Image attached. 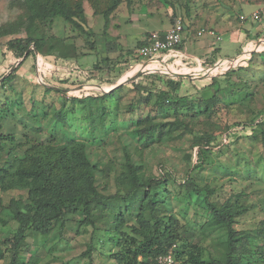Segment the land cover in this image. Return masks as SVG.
Returning a JSON list of instances; mask_svg holds the SVG:
<instances>
[{
	"label": "rangeland",
	"instance_id": "1",
	"mask_svg": "<svg viewBox=\"0 0 264 264\" xmlns=\"http://www.w3.org/2000/svg\"><path fill=\"white\" fill-rule=\"evenodd\" d=\"M147 2L161 8L154 14L155 17H142L138 24L129 21L126 16L118 19L112 17L105 27L103 16L94 14L89 2L84 0L86 21L82 24L84 31H81L59 17L54 18L49 26L37 22L29 28H26L27 25L20 28L19 24L23 20L20 0H0V28L3 27L8 32L0 36V54L2 58L6 55L4 61L8 60L7 66L14 62L13 70L22 60L18 58L13 61V54L2 51L6 50L4 46L12 38L44 39L43 49L48 51L53 48L54 56L58 57L55 63L49 62L43 66L40 55H35L36 59L30 55L32 71L36 70L39 78L35 76L34 83L27 86H23V83L18 85L6 82L7 90L0 89V92H7L8 96L0 104V112L17 119L19 116L24 117L25 107L29 109L33 106L38 114L33 121L28 119L34 129L20 126L16 128L19 132L14 129L16 134H12L18 137L15 142H23L25 138L45 142L51 132H55L57 138L63 134L86 138L91 161H98L101 171L103 170L97 172V184L105 196L112 195L117 190L115 175L122 169L126 147L131 153V161L141 165L145 177L164 180L151 190L155 215L166 217L174 214L186 233H195L189 239L198 241L202 247L201 257L205 260L221 257L227 231L224 228L202 229L210 215L203 203L204 192L190 194L183 182L189 177L198 187L209 186L213 190L211 200H230V203L243 209L241 214L234 217L233 224L238 236L248 237L247 248L240 255V264H264V124H259L260 120L264 121L258 116L264 109V46L259 51L249 52L240 65L228 69L222 67L212 70L215 67L212 65L208 66L212 67L211 72H194L195 68L190 67V64L171 66L169 63L165 68L161 67V72L141 77L139 83L126 82L125 79L130 77L125 76L135 74L140 71V67L136 65L137 62L126 61L121 52L120 55L111 54L110 58H105L106 40L113 38L111 41H117L121 51L130 52L133 47H137V41L141 38L140 31L163 27L168 23L166 10L168 13L171 10L181 14L184 11L190 13L192 7L200 9L203 4L205 10L213 0H122L120 11L125 6L137 8L148 5ZM239 9L237 7L235 11ZM236 16L239 18V14L236 13ZM175 18L173 16L171 21H175ZM117 22L119 26H116ZM122 32L127 34L126 39L116 40V35ZM170 70L194 74L193 79L173 78L179 81L175 93L188 97L190 108L179 106L175 112L173 107L159 108L155 103V90L160 86L165 88L167 78L171 77L165 73L171 72ZM203 73L205 80L194 83L199 79L196 77ZM119 79L121 87L103 101V105L109 110L105 116L107 136L91 140L90 132H86V111L80 109L78 103H73L71 98L85 97V92L90 95H99L103 90L108 92L112 86L119 84ZM213 79L219 81L220 87L204 89ZM137 85L142 88H136ZM78 86L80 87L75 89ZM53 87L65 89L66 92ZM81 88L85 92H76ZM150 90L152 95L145 100ZM207 101H214L211 112L202 113ZM142 117L147 119L140 122L138 127L146 128L149 125L151 137H141L134 132L135 122ZM242 122L251 123L252 132L228 135L225 143L224 135ZM4 129L9 131L6 125ZM95 133L99 135L101 131ZM208 134L218 137L217 143L212 145L215 152L201 168L193 169L197 158L195 143L201 141L200 136ZM8 147L7 144L0 159V167L9 158ZM22 151V148H17L14 154L21 155ZM25 196V191L0 190V242L11 238L18 226L8 210L10 199L23 197L25 200ZM142 196L143 192L139 191L130 195L127 200L103 199L102 203L91 209V224L83 223L84 214L81 211L66 212L63 229L54 228L46 234L36 231L28 233L25 245L15 258L16 263L115 264L112 254L118 247L113 244L117 237L114 217L117 213H124L127 226L123 230L128 231V225L135 222L139 213ZM145 215L150 216L148 210ZM185 236L182 232L178 247L183 246ZM89 245L92 247L91 259L83 254ZM1 248L5 256L0 259V264H11L12 254L6 251L8 244ZM184 256L187 258V254ZM176 259L177 264H187Z\"/></svg>",
	"mask_w": 264,
	"mask_h": 264
},
{
	"label": "trees",
	"instance_id": "2",
	"mask_svg": "<svg viewBox=\"0 0 264 264\" xmlns=\"http://www.w3.org/2000/svg\"><path fill=\"white\" fill-rule=\"evenodd\" d=\"M83 1L20 0L23 10V20L19 24L20 28L23 26L25 28L26 25V28H29L37 22L49 26L54 18L59 17L66 23H71L84 31L82 24L86 21V14ZM87 1L94 14L103 16L105 27L122 2V0ZM3 29V27L0 28V36L8 33ZM111 40L113 38L105 41V58H110L111 54L116 56L121 52L126 61H141L140 58L134 55V47L130 52L125 53L121 51L122 48L118 46L116 40V42ZM44 41V39L33 37L12 38L7 41L4 47L6 51L14 55L15 60L22 57L25 60L30 55L35 58V49L43 58L44 64L55 63L58 61V57L54 56L53 48L48 51L43 49ZM143 44H145V38L138 41L136 46L140 47ZM92 49H94V46H92ZM16 69L17 67L4 77L3 81L13 78ZM145 75L138 77L133 83H139L141 77ZM178 83L179 81L168 77L165 88L160 86L155 90V103L159 108L173 107L175 112L179 106L190 108L188 97L175 93ZM212 86L220 87L219 81L213 79L204 89ZM120 87L121 85L107 93L99 92V95H90L82 91L85 92V97L71 98L73 103H78L80 109L86 111V132H90L91 140L99 139V137L102 139L107 136L105 116L109 110L103 105V101L109 99L106 97L112 95ZM136 88L141 89L142 86L137 85ZM151 95L152 91L150 90L144 99L147 100ZM206 103L207 106L202 113H210L214 101H207ZM258 116L264 121V109L259 112ZM146 117L139 118L133 127L134 132L141 137H151L149 125L146 128L138 127L140 122L147 119ZM96 121L97 125L95 124ZM259 124H264V122L260 120ZM252 127L249 122L237 123L224 135V142H227L228 135L233 136L252 132ZM99 131H101L99 135L95 133ZM200 138L201 141L204 140V143H201V141L195 143L197 158L193 169L201 168L208 161V157L215 152L212 145L217 143L218 140V137L213 134L202 135ZM7 144L9 145L7 150L9 158L0 167V190L25 191L26 196L25 200L23 197H19L17 199L11 198L9 201L8 210L18 226L11 238L0 242V259L5 256L1 246L8 244L6 251L12 254L11 264H17L15 258L25 245V238L28 233L36 231L46 234L54 228L63 229L66 212L81 211L84 214L83 223L91 224V209L94 205L102 203L103 199L127 200L130 195L142 191L143 196L139 201V213L135 217V222L128 225V231L123 230V227L127 226L124 213H117L114 217V230L117 237L113 240V244L118 247L117 251L112 254L115 264H155L156 258L170 249L174 253L175 260L178 258L187 264H240V255L247 248L248 237L238 236V231L233 224L234 217L241 214L243 209L230 203V200H211L213 190L209 186L198 187L193 179L189 177H186L183 182L186 191L190 194L204 192L203 203L209 210L210 215L203 224L202 229L218 230L224 228L227 231V239L223 243L221 257L205 260L201 257L202 247L198 241L193 242L189 239L194 236V232L186 233L174 214L166 217L155 215L154 195L151 194V190L164 180L145 177L142 174L141 165L131 161V153L126 147L124 148V162L121 164L122 169L115 175L117 190L114 194L105 196L97 184V172H103V170L101 171L98 161L95 163L91 161L88 153L89 143L86 138H76L71 134H63L60 138H57L56 133L51 132L45 142L27 138L23 142H15L14 135L1 132L0 123V159ZM17 148L23 149L21 155L14 154ZM147 210L150 213L149 217L145 215ZM182 232L186 235L185 242H182L183 246L178 247L177 243L182 238ZM182 247H184V250H182ZM262 247L264 249V244ZM91 251L92 247L89 245L83 254L88 255L91 259ZM185 254H187V258H185Z\"/></svg>",
	"mask_w": 264,
	"mask_h": 264
},
{
	"label": "crops",
	"instance_id": "3",
	"mask_svg": "<svg viewBox=\"0 0 264 264\" xmlns=\"http://www.w3.org/2000/svg\"><path fill=\"white\" fill-rule=\"evenodd\" d=\"M237 1L240 2L234 3L230 0H213L212 4L209 5V7L206 8L205 10H204L205 5L203 4V6L200 9L199 7L195 8L194 6L192 7L193 9H190V13L184 11L183 14H181V12L175 13L172 10L171 13H168L166 10L165 16L167 17L166 20L168 19V23L163 27H158L155 29L152 28L147 30L145 29L140 31L141 38L138 41H142L145 38L146 33L150 30L165 31L176 20H181L182 23L184 21L183 23L184 31L182 34V42L178 47V51H179L177 54L178 56H171L168 59H166L165 62L160 61L159 59L160 55H158L157 58L153 60L148 59L139 62L135 61L137 62L136 65H139L140 71L136 70L137 72L135 74L132 73L125 77L126 78L136 77L134 79L136 80L138 77L145 74L149 75L155 72H161L160 71L161 67L165 68V66L169 65V63L171 64V66L190 64V67L192 66L193 68H195L193 69L194 72H199L203 70H207L208 72H211L212 67H208V66L213 65L216 67V65L219 64L222 60H229L231 62L232 61L234 62V60L238 58V56H240L242 53L247 55L249 52H254L256 50L259 51L264 46V41L261 42V40H264V11L261 12V18L259 20L257 21L247 20L245 22H240L238 16H236V13L237 15L250 14L251 12L258 10L261 7L262 2H251V1H242V0H237ZM147 3L148 5H140V7L137 8L125 6L126 8H124V10L121 9V11L119 6V8H117V10L112 14L111 18L117 17L116 19H118V17L120 16H126L129 19V21L135 22V24H138V22H140L142 17L151 16L150 18H153V16L155 17L156 13H158V11L161 8L154 6L153 4H151L152 2H147ZM145 6L146 9H144ZM237 7L240 9L236 12L235 8ZM173 16H175L176 18L175 21L172 22L171 19L173 18ZM162 23H164V21H162ZM116 26H119L118 22ZM201 28L213 29L215 31V34L219 35L221 39L216 40L215 36L209 34H205L201 36L197 35V31ZM116 36H117L116 40L124 41L126 39L127 34L125 32H122L120 34H117ZM119 44L123 46L120 42ZM126 46L130 47L131 45H126ZM2 51L5 52L6 50H2ZM4 58H2L0 54V89L2 91H4V89L7 90L6 82H11L13 84H18V85L23 83L22 84L23 86H27L28 84L31 85L32 83H34V77L38 76V73L35 69H34L35 71H32L33 62L30 59V56L27 57L25 60L22 59L23 61L21 63L20 60L19 61L20 64L19 63L16 64L15 68L17 67V69L14 72L13 78L3 81L4 77H6L9 73H11L14 63L12 62L11 66H7L6 63L8 60L4 61ZM13 61L16 60L13 59ZM229 61H227V63H229ZM141 65L144 66L143 70ZM215 67L212 70H216ZM230 67H234V66L231 65ZM175 71L176 70L171 72H166L165 74L170 75L171 76L170 78H174V77L183 78L181 76H176V74H188L189 75L188 77L190 79H193L192 76L194 74L193 73L190 74L191 72L189 71L187 73H178ZM196 78L199 79L197 81H194V83H197L199 81H204L205 74L203 73L201 76H198ZM126 80L128 79H125V81ZM133 81H131V83H133ZM117 83L122 84V82H120V79L117 81ZM81 91H83L82 88L78 89L76 92H81ZM12 93L16 95H20L17 92H12ZM7 96H8L7 92L4 93L0 92V104H2L5 101ZM25 108H26L25 111L26 113L24 112V117L19 116V118L17 119H12L7 114L4 113L1 114L0 112V123H1L2 133L4 134L15 133L14 129L18 128L19 126L21 128L34 129L32 128L33 124L30 123V120L33 121V119L36 118L38 114L34 111L35 109L33 108V106L31 108L29 107V109L27 107ZM5 125L9 131H6V129H4ZM19 131H20L19 129H16V132ZM22 135L24 136V134ZM15 138L18 139V137ZM18 142H20V140Z\"/></svg>",
	"mask_w": 264,
	"mask_h": 264
},
{
	"label": "built area",
	"instance_id": "4",
	"mask_svg": "<svg viewBox=\"0 0 264 264\" xmlns=\"http://www.w3.org/2000/svg\"><path fill=\"white\" fill-rule=\"evenodd\" d=\"M264 11V2H262L261 7L251 12L250 14L239 15L240 22H245L247 20L257 21L261 18V12ZM184 31V25L181 20L175 21L167 30H150L147 32L145 37V44L134 49V55L142 60H153L160 55L159 59L161 62H165L171 56H178V47L182 42V34ZM209 34L215 36L216 40H220L221 37L215 34L213 29L201 28L197 31V35ZM264 40H261V42ZM256 50V49H254ZM257 51V50H256ZM39 54L36 53V56ZM41 57V56H40ZM42 58V57H41ZM247 58L244 53L238 56L234 62L229 60H222L216 65L215 69L218 68H230V66L240 65ZM36 59V57H35ZM43 60V58H42ZM229 61V63H227ZM163 64V63H162ZM231 64V65H230ZM44 66V62L42 64ZM42 66V67H43ZM142 66V65H141ZM144 66H142L143 70ZM39 78V75H38ZM40 81V79H39ZM155 264H176L173 251L170 249L166 253L159 255Z\"/></svg>",
	"mask_w": 264,
	"mask_h": 264
},
{
	"label": "water",
	"instance_id": "5",
	"mask_svg": "<svg viewBox=\"0 0 264 264\" xmlns=\"http://www.w3.org/2000/svg\"><path fill=\"white\" fill-rule=\"evenodd\" d=\"M34 52L37 53V51H36L35 49H34ZM23 58H24V57H22L21 59H23ZM176 76L188 77L189 75H188V74H176ZM135 78H136V77L130 78V79L126 80V82H131V81H133ZM120 84H121V83L112 86V87L108 90V92L111 91L112 89L116 88V87L119 86ZM79 87H80V86L75 87V89H77V88H79ZM53 88L56 89V90L62 91V92H66L65 89H61V88H57V87H53ZM103 92H107V90H106V91L103 90Z\"/></svg>",
	"mask_w": 264,
	"mask_h": 264
}]
</instances>
